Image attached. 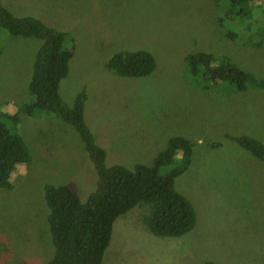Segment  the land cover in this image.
I'll return each mask as SVG.
<instances>
[{"label": "rangeland", "instance_id": "obj_1", "mask_svg": "<svg viewBox=\"0 0 264 264\" xmlns=\"http://www.w3.org/2000/svg\"><path fill=\"white\" fill-rule=\"evenodd\" d=\"M15 17H33L63 32L73 49L61 101L82 88L83 121L105 152L104 165H149L171 137L192 143L187 169L173 181L191 205L194 225L178 237H157L139 204L118 216L100 264H264V162L225 135L264 143V91L201 90L185 73L187 54L224 57L264 82V25L227 0H0ZM250 7V8H249ZM249 13L250 19L246 20ZM233 33L234 40L223 36ZM40 41L0 29V120L22 139L28 161L0 189V264H46L51 246L42 186L65 185L81 201L96 176L76 131L50 112H14L34 101L27 91ZM145 51L153 70L124 78L104 64L117 51Z\"/></svg>", "mask_w": 264, "mask_h": 264}, {"label": "trees", "instance_id": "obj_2", "mask_svg": "<svg viewBox=\"0 0 264 264\" xmlns=\"http://www.w3.org/2000/svg\"><path fill=\"white\" fill-rule=\"evenodd\" d=\"M255 10L264 25V0ZM245 16L244 7L252 0H227ZM250 8V7H249ZM249 13L246 20L250 19ZM0 29L11 38H33L40 41L30 66L27 91L34 101L21 106L10 116L11 126L18 114L33 111L54 114L78 134L88 161L96 176L95 187L81 201L65 186H42L47 209L46 222L53 252L46 264H100L110 241L114 220L139 204L148 207L143 222L157 237H178L190 231L195 217L190 203L173 187L174 179L189 166L192 143L183 137H171L149 165L131 167L104 165V150L99 147L83 121L85 90L78 91L70 106L60 99L58 85L67 72L73 44L63 32H57L33 17H15L0 2ZM264 29V28H263ZM234 40V34L223 31ZM111 74L124 78L145 77L153 70L152 57L145 51H117L104 64ZM184 67L190 83L201 90L225 84L226 91L242 92L248 88L264 91V82L256 81L224 57L205 52L187 54ZM225 137L251 156L264 162V143L245 135ZM27 149L18 134L0 120V189L9 190L17 165L28 161ZM203 264H212L204 262Z\"/></svg>", "mask_w": 264, "mask_h": 264}]
</instances>
